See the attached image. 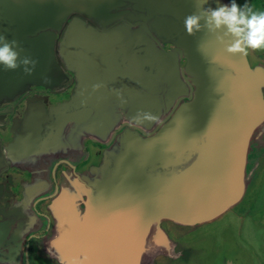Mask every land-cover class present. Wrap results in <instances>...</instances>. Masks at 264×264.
I'll use <instances>...</instances> for the list:
<instances>
[{"label":"water","instance_id":"obj_1","mask_svg":"<svg viewBox=\"0 0 264 264\" xmlns=\"http://www.w3.org/2000/svg\"><path fill=\"white\" fill-rule=\"evenodd\" d=\"M128 1L141 13L146 10L149 17L163 14L166 10L167 15L181 17L196 11L195 0ZM214 2L215 0H209L213 8L216 7ZM113 3L118 4L115 0H0V34L7 36L9 40L17 41L21 40L24 33L34 35L41 32V36L46 34L48 29L57 28L61 23L67 22L69 14L75 12L87 19L95 18L98 24H103L107 22L105 15L111 10ZM220 3L230 4V0H220ZM131 19H137V16ZM164 20L158 21L159 29L170 26L169 23L162 22ZM85 22L83 18L74 17L69 23L63 47L71 56L76 52L88 51V47L92 49L96 42L105 41L110 35L112 37L117 34L121 38L119 28L127 30L123 34L132 38H136V29L140 30L139 27L136 28L137 25L128 23L130 26L124 24L112 27L110 33L86 25ZM142 26L147 28V23L142 22ZM77 36L79 39L75 38ZM34 39L19 41L24 49L21 57L29 56L37 61L31 75L25 74L22 69L5 70L0 65V103L14 100L19 92H22L28 101L22 119L5 118L6 115L1 117L0 110V153L4 159L11 158L10 152L18 145L27 144L33 147L37 140L41 141L45 122L46 127H51V131L54 128V132L58 131L56 126H62L61 131L67 126L90 129L91 120L93 122L96 120L95 117L86 119V115L91 108H98L100 112V108L93 107V103L86 107L78 103L74 96L69 101L47 106L43 88H54L61 78L60 72L65 77L68 70L76 72L78 66L75 63L73 66L70 58L67 60L65 58V62L54 61L50 54L53 50L52 44ZM86 43L88 47H85ZM96 52L107 53L100 58L95 55L99 59L103 61L109 59L108 52L104 50ZM177 53L180 62L183 61L182 54L187 53L186 68L191 78H195L198 83L192 103L188 106L182 105V108L175 112L171 124L166 127L167 135L164 133L159 135L155 130V134L147 142H136L135 151L132 146L127 145L126 154L120 159L116 173L110 178L101 176L106 172L103 163L101 167H93L77 179L67 178L57 185L55 200L51 203L54 219L58 221L56 215L58 206L65 209L68 202L76 199L78 201L75 209L82 210L80 206L84 205V211H77L73 215L65 209L61 227H58V231H54L49 238V252L60 264H141L144 260L149 261L158 254L166 253L165 246L172 242L164 232L165 229L160 226L162 220L183 224L210 222L232 209L245 197L246 188L255 172L254 166L251 168L252 171L247 167L248 154L256 141L258 145L264 147V64L259 62L252 65L248 55L228 54L224 50V44L207 31L197 33L195 36L188 37L186 34L180 37ZM177 63L178 61L174 67L179 69ZM29 85H36L42 90L34 91ZM82 92L83 89L79 88V99L83 98ZM30 95L32 98H28ZM81 103L85 104V101L82 100ZM49 114H52L51 119ZM82 117L84 121L79 124ZM10 128L14 136L9 134L13 141L8 144L5 134ZM96 128L101 130L99 126ZM88 133L87 136H93L90 130ZM199 133H203L205 139L198 146L199 156L187 170L172 177L154 179L145 176L144 166L158 162L160 158L157 161L156 159L159 156L169 154V151L166 154H162L163 152L180 141H183L184 145L193 142ZM66 136L67 133L62 135L64 140ZM184 147L186 146L182 148ZM120 179H127L128 183H120ZM95 188L114 193L107 197L103 194L104 196L96 203L99 204L98 209L101 208L103 212L114 214L113 210H106V206H112L113 203L107 198H125V201H122L124 208L114 210L115 219L121 220L125 225L123 228L117 227L112 232L113 235L108 233L109 229L105 231L104 239L108 244L104 242L102 249L82 251L79 247L73 249V244L81 241V233L88 218L90 203L87 204L86 195H92ZM84 196L86 199H83ZM34 215L37 216L30 211L26 212V219L22 223H17L12 233L11 228L5 229L0 234V244L2 240H6L7 233L15 240L18 237L20 239V234L23 233L25 240L30 232L31 234L47 232L46 229L43 230L41 223L34 221L36 219ZM80 223H84L83 226H80ZM83 233L85 241L89 240L90 232ZM34 238L43 243L47 237ZM46 246L47 252L48 244L42 248V252ZM11 251L12 257L2 256L3 253L0 251V264H20L21 247L20 250ZM14 253L18 256H13Z\"/></svg>","mask_w":264,"mask_h":264},{"label":"flooded vegetation","instance_id":"obj_2","mask_svg":"<svg viewBox=\"0 0 264 264\" xmlns=\"http://www.w3.org/2000/svg\"><path fill=\"white\" fill-rule=\"evenodd\" d=\"M115 1L118 4L113 3L111 5L113 7L105 15L107 22H103V24H98L95 18L87 19L75 12L69 14L67 22L61 23L57 28L48 29L49 32L44 33L45 35L40 36L41 32L34 35L24 33L19 40L21 42L28 38H35L40 42H50L53 46L50 54L54 61L63 60L65 62L70 58L73 66L75 64L78 66L76 72L68 70L65 77L60 72L61 78L54 88H43L42 90L36 85H29L30 89H34V91L40 89L45 93L46 98L44 100L47 106H55L56 103L69 101L74 96L78 103L86 105V107H90L93 103V107L100 108V112L97 110L98 108H91L89 114L86 115V119L95 117L96 120V122L91 120L90 129L67 126L61 131L62 126H56L58 131L54 132V128L51 131V127H46L45 122V128L41 132L43 138L40 137L41 141L37 140L33 147H29L27 144L18 145L12 150L11 158L5 157L4 159L0 153V228L1 226H3V230H10L11 228L12 233L17 223H22L26 219V212L30 211L37 214V216L34 215L36 217L34 221L41 223L43 230H47V232L42 233L31 234L32 232H30L25 240L23 233L20 234V239L18 237L16 240L8 233L5 234L6 240H2L0 244L2 256L12 257L11 250H20L21 247L20 264H40V261L44 264H60L49 252V238L54 231H58V227H61V223H63L62 214L65 209L70 215L76 214L77 211H84L83 204L80 206L82 210L75 209L78 199H71L72 201L67 203L65 209L58 206L56 211L58 221L56 218L54 219L51 203L52 200H55L57 185L62 180L77 179L93 167H101L103 163L106 172L101 176L102 178H110L116 173L118 162L126 154L127 145L132 146L135 151L136 142H147L155 134V130L159 135L166 134V127L171 124L175 112L182 108V105L187 104L188 106L195 97L198 81L191 78L192 76L186 68L187 59L185 55L187 53L182 54L183 61L181 62L178 60L177 53L180 37L187 34L184 27V18L187 15L184 14L182 17L167 15L166 10L163 14L149 17L146 10L141 13L128 0ZM158 7L161 8V6ZM136 16L137 19H131ZM74 17L83 18L86 25L95 26L101 31L110 33L112 27L128 23L137 25L136 28L139 27L140 30L136 29V38H132V36L123 34L127 30L119 28L121 38L117 34L112 35V37L110 35L105 41L96 42V46L94 45L92 49L86 43L85 47H88V51L76 52L71 56L64 51L65 47L63 46L66 43L64 40L67 28ZM162 19H165L162 22H167L170 26L159 29L158 21ZM142 22L147 23V28L142 26ZM130 24L128 25L130 26ZM187 36L190 35L187 34ZM81 37L83 38V36ZM96 50L108 52L109 59L107 58L105 61L99 59L107 53L98 52L97 54ZM250 53H252V57L249 55ZM249 54L248 57L252 65L259 62L264 63L262 55L254 51L249 52ZM95 55H98L99 58ZM199 55L201 56V53ZM176 61H178L179 69L174 67ZM79 88L83 89V98L81 99L78 97ZM21 96L22 98L18 100ZM28 98H32V95ZM82 100L85 101V104L81 103ZM27 105V97L19 92L14 100L0 103L1 117L6 115L5 118L19 119L21 117L22 119L24 108ZM5 110L12 112H4ZM143 113L152 114L156 119L150 122L145 121L142 119ZM52 114H49V119H51ZM96 115H98L97 119ZM137 116H140L141 119H135ZM41 117L45 118V116ZM83 121L84 117L79 120V124H82ZM98 126L101 130L96 128ZM10 130L11 128L6 132L8 135L12 134ZM89 130L93 136H87ZM66 133L67 136L64 140L62 135ZM204 139V134L199 133L197 138L187 145L180 141L171 149L168 148L162 154H166L168 151L169 154L159 156L156 161L159 158L160 160L152 165L144 166L145 176L154 179L163 176L172 177L176 173L187 170V167L199 156L198 146L203 143ZM12 141L10 138L7 142L9 144ZM2 144L5 145L3 142ZM183 146L186 147L182 148ZM155 153L161 154L160 152ZM263 156L264 147L258 145V141H256L248 154V169L256 165L258 168ZM6 161L10 162L6 163ZM134 162L136 163V158ZM132 172L134 173V170ZM127 181V179H120V183L123 184H127ZM59 189L61 188L59 187ZM93 192L92 195H86L87 204L90 203V206L86 225L84 229L81 227L83 232H90V238L85 241L83 238L85 234L82 232L81 241L78 244H73V249L79 247L80 251L92 248L94 250L102 249L104 242L107 243V240L104 239L105 231L109 229L108 233L110 234L117 227L123 228L125 225V223H121V220L119 221L114 217L116 215L115 209L124 208L122 201H125V198H107L108 201H113L112 206H106V210H113L114 214H111L106 211L103 212L101 208L98 209L99 204L96 203L104 196L103 194L107 197L114 193L107 190L105 192V190L98 188H95ZM22 195H24L23 198ZM86 197L84 196L83 199ZM134 222L136 223V220ZM210 222L183 224L162 220L160 226L165 229L164 232L168 234L172 242L165 246L166 253L158 254L149 261L144 260L141 264H183L187 246L182 237L186 235L185 238H187L188 233L192 230L203 228ZM83 224L80 223V226ZM34 236L47 238L46 241L40 243V241H36ZM46 244H48V250L46 252V246L42 252V248ZM13 256L18 255L14 253ZM228 262L229 264H236L232 258L225 260V264Z\"/></svg>","mask_w":264,"mask_h":264},{"label":"rangeland","instance_id":"obj_3","mask_svg":"<svg viewBox=\"0 0 264 264\" xmlns=\"http://www.w3.org/2000/svg\"><path fill=\"white\" fill-rule=\"evenodd\" d=\"M260 1L238 0L236 3L248 4L253 11L264 12ZM254 52L264 59V49ZM249 55L253 56L252 53ZM10 138L12 136L6 133L5 140ZM259 166L254 167L253 179L239 204L203 228L192 230L187 238L186 235L182 237L187 246L183 264H225L228 258L236 264H264V156ZM3 229L1 226L0 234ZM40 264L44 262L40 261Z\"/></svg>","mask_w":264,"mask_h":264},{"label":"clouds","instance_id":"obj_4","mask_svg":"<svg viewBox=\"0 0 264 264\" xmlns=\"http://www.w3.org/2000/svg\"><path fill=\"white\" fill-rule=\"evenodd\" d=\"M215 2L213 8L209 0H195L196 11L184 18L188 35L195 36L204 31L212 33L232 55L247 56L249 50L264 49V12L253 11L248 4L238 5L236 0H231L230 4H221L220 0ZM23 51L19 41L0 34V65L5 70L22 69L25 74H32L37 61L29 56L21 57ZM142 119L150 122L156 117L143 113Z\"/></svg>","mask_w":264,"mask_h":264},{"label":"trees","instance_id":"obj_5","mask_svg":"<svg viewBox=\"0 0 264 264\" xmlns=\"http://www.w3.org/2000/svg\"><path fill=\"white\" fill-rule=\"evenodd\" d=\"M260 2H262V4H263L262 6L264 7V0H261Z\"/></svg>","mask_w":264,"mask_h":264}]
</instances>
